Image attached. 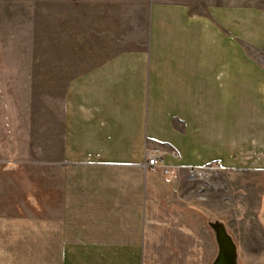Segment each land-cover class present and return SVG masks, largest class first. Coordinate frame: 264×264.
I'll return each mask as SVG.
<instances>
[{
  "label": "crops",
  "instance_id": "0c3cea01",
  "mask_svg": "<svg viewBox=\"0 0 264 264\" xmlns=\"http://www.w3.org/2000/svg\"><path fill=\"white\" fill-rule=\"evenodd\" d=\"M53 1L0 0V21L49 26ZM14 34L0 37V264H198L181 176L264 152V66L246 55L264 47L263 12L151 0L146 48L66 79L43 160L22 144ZM151 148L168 174L149 170Z\"/></svg>",
  "mask_w": 264,
  "mask_h": 264
},
{
  "label": "rangeland",
  "instance_id": "374dc122",
  "mask_svg": "<svg viewBox=\"0 0 264 264\" xmlns=\"http://www.w3.org/2000/svg\"><path fill=\"white\" fill-rule=\"evenodd\" d=\"M174 1L190 4L198 14L210 6L228 5L259 9L264 16V0ZM150 2L54 0L49 26L44 16L36 19L35 27L0 21V37L14 31L12 49L21 53L10 59L19 65L11 93L25 134L22 144L32 146L35 140L38 160L44 157L46 116L52 117L53 126L58 124L66 79L113 55L146 48ZM1 44L8 48L5 41ZM246 55L264 66V47H248ZM217 162L223 167L210 169ZM204 166L200 175H191L189 168L182 173V209L174 207L184 222L197 228L198 264H215L220 257V227L230 237L224 250L229 264H264V152H244L235 164L214 160Z\"/></svg>",
  "mask_w": 264,
  "mask_h": 264
},
{
  "label": "built area",
  "instance_id": "2783aa9c",
  "mask_svg": "<svg viewBox=\"0 0 264 264\" xmlns=\"http://www.w3.org/2000/svg\"><path fill=\"white\" fill-rule=\"evenodd\" d=\"M147 166L150 171L153 172H163L164 174H168L170 172V167L164 161V152L160 148H151L148 151L147 157ZM223 166L221 162L215 163L210 169H221ZM191 175L201 174L204 169H207L206 166L201 167H192L189 168Z\"/></svg>",
  "mask_w": 264,
  "mask_h": 264
},
{
  "label": "water",
  "instance_id": "95a60500",
  "mask_svg": "<svg viewBox=\"0 0 264 264\" xmlns=\"http://www.w3.org/2000/svg\"><path fill=\"white\" fill-rule=\"evenodd\" d=\"M230 242V237L223 232V228L220 227V231H219V243L221 246V254L220 257L217 259V261L215 262V264H229L228 258L226 257V254L224 252V250H228V243Z\"/></svg>",
  "mask_w": 264,
  "mask_h": 264
}]
</instances>
